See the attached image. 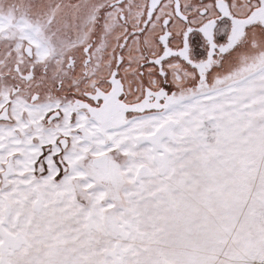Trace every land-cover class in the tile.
<instances>
[{"label":"snow or ice","instance_id":"obj_1","mask_svg":"<svg viewBox=\"0 0 264 264\" xmlns=\"http://www.w3.org/2000/svg\"><path fill=\"white\" fill-rule=\"evenodd\" d=\"M0 264H264V0H0Z\"/></svg>","mask_w":264,"mask_h":264}]
</instances>
